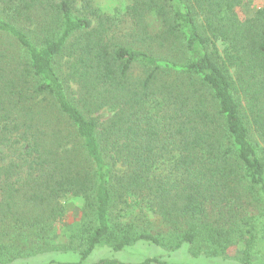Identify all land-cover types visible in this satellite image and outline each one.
<instances>
[{
	"label": "trees",
	"instance_id": "16d2710c",
	"mask_svg": "<svg viewBox=\"0 0 264 264\" xmlns=\"http://www.w3.org/2000/svg\"><path fill=\"white\" fill-rule=\"evenodd\" d=\"M116 1L0 0V264H264V4Z\"/></svg>",
	"mask_w": 264,
	"mask_h": 264
},
{
	"label": "rangeland",
	"instance_id": "374dc122",
	"mask_svg": "<svg viewBox=\"0 0 264 264\" xmlns=\"http://www.w3.org/2000/svg\"><path fill=\"white\" fill-rule=\"evenodd\" d=\"M93 5H96L101 13H108V14H114L115 16V10L117 8V1L116 0H92ZM264 4V0H244L242 5H239L236 7V11L238 15L241 18H245L249 15H251L257 8L261 7ZM219 48H222V45L219 44ZM107 114L105 112L100 115L101 119H105ZM5 160V159H4ZM7 160V159H6ZM81 210L76 204L70 203L67 205V212L64 217V222L67 224H70V228L73 229V227L79 222L81 219ZM233 252H231L232 254ZM154 254L160 255L163 258H168L169 255L160 251H157V249L153 247H148L146 245H138L133 248H131L127 253H124L120 255V257L123 260L128 261H134L142 258L144 255H150L153 256ZM103 253H96V257L102 256ZM50 257H52L50 254H44L37 257H34L30 260H19L16 261L14 264H41L45 261H47ZM170 257L175 259L176 261L182 262V260H189L186 251H178L176 253L170 254ZM230 263V260H227ZM198 264H216V261H213V259H206V258H200L197 260ZM226 263V262H224ZM227 264V263H226Z\"/></svg>",
	"mask_w": 264,
	"mask_h": 264
}]
</instances>
